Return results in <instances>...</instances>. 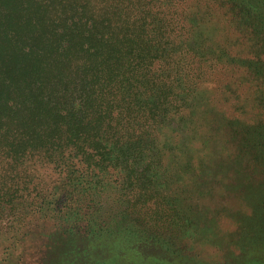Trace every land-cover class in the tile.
<instances>
[{
  "label": "trees",
  "instance_id": "1",
  "mask_svg": "<svg viewBox=\"0 0 264 264\" xmlns=\"http://www.w3.org/2000/svg\"><path fill=\"white\" fill-rule=\"evenodd\" d=\"M59 1L62 19L45 7L54 38L48 42L51 50L18 45L20 61L30 66L0 68V238L19 242L28 224L49 220L63 240L83 234L89 245L80 251L73 245L59 257L73 256L66 262L75 264L87 251L85 263L96 264L91 252H105L107 243L116 242L113 225H120V232L126 225V197L144 192L158 197L163 190L145 184L172 179L176 151L183 154L192 139L205 136L191 126L193 116L200 126L209 112L229 127L237 126L211 106L206 65L215 61L211 63L222 70L233 68L241 83L263 75L251 66L257 54L249 37L239 45L243 59L240 52L237 59L225 58V48L233 43L217 35L211 19L205 20L209 5L189 0ZM229 1L246 14L254 9ZM37 20L30 22L33 28L41 23ZM48 56L57 59V66L41 64ZM231 63L247 66H225ZM212 83L216 86L218 79ZM253 128L259 132L261 127ZM249 129L244 126L240 133ZM173 132L177 144L170 141ZM244 136L264 145L258 136ZM185 166L182 171L188 174ZM261 199L248 202L255 213L240 229L239 244L249 243L242 253L259 254L248 264H264ZM255 237L260 242L252 243Z\"/></svg>",
  "mask_w": 264,
  "mask_h": 264
},
{
  "label": "rangeland",
  "instance_id": "2",
  "mask_svg": "<svg viewBox=\"0 0 264 264\" xmlns=\"http://www.w3.org/2000/svg\"><path fill=\"white\" fill-rule=\"evenodd\" d=\"M189 1L194 5H209L211 11L205 20L211 19L216 24L217 35L230 38L233 47L225 48V58L241 57L245 50L239 45L249 37L252 53L257 54L251 66H256L263 77L255 81L248 77L251 81L241 83L240 74L233 68L222 70L211 63L215 61L206 65L209 67H206L205 87L210 89L211 106L237 126L229 127L210 112L200 126L195 123L199 117L193 116L191 126L198 127L197 133L205 136L192 139L187 145L189 150L183 154L176 151V164L170 167L174 173L172 179L145 184L151 189L154 186L162 189L158 197H151L149 192L126 197L123 216L126 225L122 232L120 225H113L111 232L116 242L107 243L105 252H91L99 260L96 264H248L255 256L259 257V254H243L249 243L239 242L242 224L255 213L248 202L264 200V161L260 159L264 157V145H259L257 139L248 141L244 136L259 137L264 132V0H238L242 5L254 7L247 14L233 8L229 0ZM47 5L53 8L56 20L62 19L64 4L59 0H0L1 70H7L8 66H30L20 61L18 45L42 48L46 50L43 53L51 50L48 42L54 38L45 20ZM37 19L41 23L33 28L30 22H38ZM236 52H240L238 56ZM56 60H42L41 64L57 66ZM213 77L218 79L216 86ZM244 126L249 131L240 133ZM257 126L261 127L259 132L253 130ZM175 135L169 134L173 144L178 142ZM185 163L188 174L182 171ZM119 219L120 216L116 220ZM50 224L49 220L28 224L19 242L0 238V264H67L73 256L59 257L60 253H70L73 245L79 251L89 246L83 234L75 240L65 237L63 240L58 230L50 229ZM52 233L55 238H49ZM254 239L252 243L260 242L257 237ZM118 245L121 249L115 247ZM86 255L87 251L80 254L75 264H86Z\"/></svg>",
  "mask_w": 264,
  "mask_h": 264
}]
</instances>
